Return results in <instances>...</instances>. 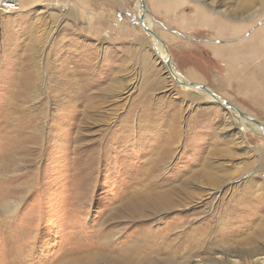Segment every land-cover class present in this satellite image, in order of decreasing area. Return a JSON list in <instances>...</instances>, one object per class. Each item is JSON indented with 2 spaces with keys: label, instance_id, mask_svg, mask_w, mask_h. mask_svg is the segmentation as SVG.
<instances>
[{
  "label": "rangeland",
  "instance_id": "rangeland-1",
  "mask_svg": "<svg viewBox=\"0 0 264 264\" xmlns=\"http://www.w3.org/2000/svg\"><path fill=\"white\" fill-rule=\"evenodd\" d=\"M20 1L0 12V190L11 205L4 216L0 202V264L83 253L93 257L73 264H264V134L245 130L244 142L237 113L175 80L139 0ZM143 13L182 79L264 123L263 103L220 87L228 73L206 53L233 27L264 29V0H144ZM162 151L168 169L152 178L145 167ZM205 159L216 185L192 176ZM151 179L191 195L174 191L179 207L140 219L129 205L144 203ZM241 250L255 253L241 262Z\"/></svg>",
  "mask_w": 264,
  "mask_h": 264
},
{
  "label": "bare ground",
  "instance_id": "bare-ground-1",
  "mask_svg": "<svg viewBox=\"0 0 264 264\" xmlns=\"http://www.w3.org/2000/svg\"><path fill=\"white\" fill-rule=\"evenodd\" d=\"M139 7H140L139 18H140V15L143 14L144 21H145V25L147 27H149V28H151V29L154 30V28H153V22L150 21L148 18H146L145 15H144L145 13H143L144 11H143L142 8H144V1L142 3H140V0H139ZM151 37L155 41V47H156V52H157L156 54H157V56L159 58H161V60L165 64H166V62L168 60L171 61V57H170L171 54L168 52L167 48L163 47V45L161 44V42L159 40H157L154 36L151 35ZM166 66H167V64H166ZM173 70L175 72L176 77L179 80H185V79H182L183 76H182V74H180V72L178 70H176L174 67H173ZM186 81H188V80H186ZM200 84H202V83H200ZM23 86H24L23 92L27 91L28 89H30V90L33 89V86L31 85V83L28 85L27 81H25V83H24ZM194 89H196V88H194ZM98 93H100V92H98ZM215 94L218 97L216 100L213 99V98H211L208 95L209 99L212 100V101H216V102H219L221 99L224 100L221 96L218 95V93L215 92ZM18 95H19V93H18ZM232 112H234V111H232ZM235 113H237V115L239 116V118H241L239 120L240 121V128L243 129V132H241V137H242V139H243L244 142L246 140V137H245V134H244L245 133V130H250L251 132H257V133H260L261 135L264 134V126L248 121L247 119L243 118V116H241L238 112H235ZM246 116H248V115H246ZM245 121H246V123H248V125H245ZM213 153H215V152L212 151L211 154H213ZM151 159H152V168L145 167V170H146V173L148 175L152 176V178H154L155 176L160 175L163 171L165 172L168 169L169 163L166 162V160L164 158L163 151L161 153H159L156 157H152ZM147 165H149V164H147ZM210 165H211L210 159H205L204 160V163L201 166V170H199L197 172H194V174L192 176L198 175L200 177L209 179V181L211 183H213L214 185L218 184L219 183L218 182L219 180L214 175H212L211 172L209 171L210 170ZM5 172H6V169H5V167L2 166L0 168V175L1 176H4V173ZM156 186H158L157 180H154V179L149 180L148 183H147V185H146L147 191L144 194V196L142 197L144 199V203H139L138 204L139 206L138 205L136 206L134 204H131V205H129V209L128 210L132 214L136 215L138 218L143 219V220H147L148 218H151V216L153 217V215H156L159 212V210H168L169 211V209H173V207H175V206H178L179 207V205H177L176 198L173 196V192L174 191H180L182 194L184 193V195L187 196V197L191 195L190 192L188 191L189 188L187 186H182L180 184L171 185V186L166 187V188H163V189H161L160 187L158 189H156ZM216 187H218V186H216ZM0 188H2V185H0ZM185 196L183 198H180V200L181 201L185 200ZM7 197L8 196L5 194V190L4 189L2 191L0 190V202H2V206H1V209L2 210L1 211H2V214L4 216H8L9 215L8 212L11 210V205L8 204V202L6 200ZM98 230L99 229H97V231ZM257 234L260 235V237L258 236L259 238H262V235H263V232L262 231H259ZM98 239H100V238H98ZM253 239H254L253 236H250V235L244 237V240H245L246 244H252L254 242ZM102 242H101V244H102ZM254 253H255L254 250H247V251L241 250V251H238V257H240V261L241 262H244V261H246V257H250ZM92 257H93V255H88L86 253L85 254L83 253L82 255H79V256L65 257L64 259H61L58 262V264H73L74 260H78V259H80V260L81 259L82 260H89ZM220 257H222V256H219V255L217 256V258H220ZM105 258L106 257L99 258L100 259L99 261L102 260V261H105L106 262L107 259H105ZM262 262L263 261H261V263ZM149 263H151V262H149ZM96 264H97V262H96Z\"/></svg>",
  "mask_w": 264,
  "mask_h": 264
},
{
  "label": "crops",
  "instance_id": "crops-1",
  "mask_svg": "<svg viewBox=\"0 0 264 264\" xmlns=\"http://www.w3.org/2000/svg\"><path fill=\"white\" fill-rule=\"evenodd\" d=\"M233 27L234 37L229 43L209 45L207 55L223 65L228 75L218 80L219 86H227L244 92H235L243 100L263 103L264 113V29L263 25L251 28ZM241 32V33H240ZM238 33V34H236ZM205 56V54H203ZM223 71V70H222ZM215 82L217 80L213 79ZM263 97V98H262ZM263 99V101H262ZM258 102V101H257ZM232 103V102H231ZM233 104V103H232ZM261 108V107H260ZM260 110V109H259Z\"/></svg>",
  "mask_w": 264,
  "mask_h": 264
},
{
  "label": "water",
  "instance_id": "water-1",
  "mask_svg": "<svg viewBox=\"0 0 264 264\" xmlns=\"http://www.w3.org/2000/svg\"><path fill=\"white\" fill-rule=\"evenodd\" d=\"M143 1L144 0H140V3H142ZM142 9L144 11V8H142ZM92 14H93V12H91V11L87 12L85 21L83 22V25H86L88 23V16L89 15H92ZM140 22L143 25L144 30L147 31L148 33H150L152 36H154L157 40H159L161 42V44L163 45V47L166 48L165 41L153 29H151V28H149V27H147L145 25V21H144L143 14L140 15ZM166 64H167V68H168L169 72L177 80V82L180 85L186 86V87L200 89L201 91L207 93L211 98H213L215 100L218 98L217 95L215 94V92L210 87H208L205 84H200V83L195 82V81L179 80L176 77V75H175V72L173 70V65H172L171 61L168 60L166 62ZM219 102L223 106H225L226 108H228L230 111L238 112L241 116H243V118L247 119L248 121L264 126V123L262 121H260V120H258L256 118H252V117L246 116L243 111H241L237 106H235L231 102L226 101V100H222V99Z\"/></svg>",
  "mask_w": 264,
  "mask_h": 264
},
{
  "label": "built area",
  "instance_id": "built-area-1",
  "mask_svg": "<svg viewBox=\"0 0 264 264\" xmlns=\"http://www.w3.org/2000/svg\"><path fill=\"white\" fill-rule=\"evenodd\" d=\"M21 11L20 0H0V12L14 13Z\"/></svg>",
  "mask_w": 264,
  "mask_h": 264
}]
</instances>
